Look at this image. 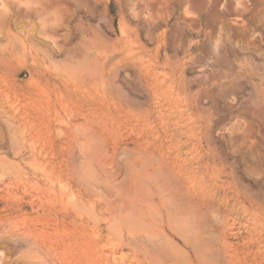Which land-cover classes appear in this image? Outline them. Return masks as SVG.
<instances>
[{"label":"rangeland","instance_id":"obj_1","mask_svg":"<svg viewBox=\"0 0 264 264\" xmlns=\"http://www.w3.org/2000/svg\"><path fill=\"white\" fill-rule=\"evenodd\" d=\"M0 264H264V0H0Z\"/></svg>","mask_w":264,"mask_h":264}]
</instances>
